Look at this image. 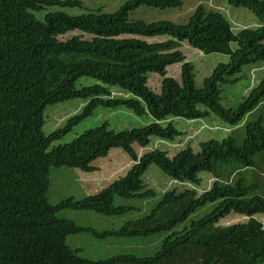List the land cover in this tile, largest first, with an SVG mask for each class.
I'll return each mask as SVG.
<instances>
[{"label":"trees","instance_id":"trees-1","mask_svg":"<svg viewBox=\"0 0 264 264\" xmlns=\"http://www.w3.org/2000/svg\"><path fill=\"white\" fill-rule=\"evenodd\" d=\"M228 3L253 12L259 26L235 32L227 17L203 4L184 24L130 18L143 6L181 8V0H131L113 13L76 16L62 9L80 7L78 0H0V264H264V116L243 123L264 104V79L237 108L220 104L221 85L235 84L242 68L264 69V0ZM74 32L81 35L66 38ZM163 36L168 39L146 40ZM182 42L230 60L197 87L193 66L178 50ZM173 64L181 65L180 81L165 76ZM150 74L161 78L158 94L148 85ZM81 78L95 82L78 88ZM116 88L128 97H115ZM73 99L86 102L83 110L45 134L46 107ZM98 106L127 107L152 119L125 130L102 124L53 145ZM212 115L230 127L245 125L243 143L228 135L200 142L199 151L186 147L172 156L156 147L139 156L135 149V143L148 147L152 138L172 142L183 134L173 118L209 121ZM113 148L135 161L125 175L80 201L49 203L52 167L91 172L96 170L92 162ZM153 164L188 185L162 193L150 210L156 192L143 177ZM201 172L211 173L212 183L199 191ZM207 205L214 206L210 213L178 229ZM67 209L130 219L119 230L97 232L59 218ZM230 216L247 221L222 226ZM84 232L98 239L162 235L161 247L153 257L126 254L92 261L66 242Z\"/></svg>","mask_w":264,"mask_h":264},{"label":"rangeland","instance_id":"rangeland-1","mask_svg":"<svg viewBox=\"0 0 264 264\" xmlns=\"http://www.w3.org/2000/svg\"><path fill=\"white\" fill-rule=\"evenodd\" d=\"M81 3L80 7L63 8L62 10L69 15L86 14L89 11L100 13H113L117 11L123 4L131 0H78ZM183 6L181 8L170 9H154L146 6L138 8L131 13L130 18L133 21H144L146 23L156 22L160 20L171 21L177 24H184L192 15L195 7L203 4L210 10L221 12L227 17L234 28L235 32H239L245 28L259 26V19L250 10L244 8H235L228 3V0H181ZM39 16V14H38ZM44 14L40 16L43 18ZM81 35L80 32H74L66 38ZM85 38H88L85 36ZM167 36L148 38L149 43L162 42L167 40ZM184 55L187 62L193 66L195 86L201 87L203 80L210 77L214 69L220 63H227L228 57L221 54L205 55L200 51L190 47L187 42H182L178 49ZM180 64H173L167 67L166 77L180 81ZM258 66H245L242 68L234 79H237L235 84L221 85L220 104L225 108L235 109L243 101V99L251 91L252 87L259 84L264 79V69ZM95 81L89 78H81L77 82V87L92 85ZM161 78L157 74L149 75V87L155 93H160ZM115 97L128 95L119 93V88L114 91ZM86 104L81 99H73L66 102H59L48 105L44 111L45 124L43 131L45 134H50L52 131L63 127L67 121L75 114L83 110ZM203 109L202 107H200ZM252 114V113H251ZM249 114L245 121L250 122L261 119L264 116V104L260 109L256 110L252 115ZM251 115V116H250ZM207 120H188L185 118H173V125L178 128L181 134L172 142L157 140L152 138V143L148 147L134 144L139 156L151 151L152 148L166 150L169 156L174 155L178 150L190 147L193 151H199V143L210 139H222L228 135H232L237 139L238 143L242 144L246 137L245 125H241L234 130L226 125L216 115ZM250 116V117H249ZM264 118V117H263ZM151 115H138L127 107L106 108L98 106L94 109L91 115L83 118L76 124L70 132L62 139L57 140L53 145L67 143L81 135L83 131L106 124L108 128L114 130H125L134 127H141L151 122ZM264 120V119H263ZM217 121L218 123H216ZM207 123V124H206ZM220 123V124H219ZM264 124V122H263ZM219 125V126H218ZM216 128V129H215ZM221 128V129H217ZM135 164L130 155L121 148H113L107 156L95 159L92 165L96 170L85 172L79 168L68 166H55L51 169L50 187L48 193V201L52 205H58L67 199L80 201L86 196H92L107 187L119 177L125 175L128 170ZM209 172H201L202 183L197 187L199 191L202 187L209 186L212 181H209ZM144 182L149 187H152L156 192L155 198L149 200L148 207L150 210L157 205L161 200L162 193L176 189L181 191L185 189L187 183L180 185L178 181L172 180L156 165H151L144 174ZM139 201H133L134 205ZM117 203H130L125 200H118ZM213 205H207L203 209L192 214L189 219L178 229L183 226H189L190 222L200 219L207 213L213 210ZM204 214V215H203ZM234 215V214H232ZM58 217L74 222L78 227L91 229L97 232L119 230L123 224L130 219V216L123 218L104 217L93 212L63 210L58 214ZM261 217V216H260ZM247 219L230 216L222 220V226H228L235 223L246 222ZM264 223V218L262 220ZM264 225V224H263ZM161 236L152 238H115L107 237L105 239L95 238L90 233H79L71 235L67 238V245L78 250L82 258L92 261L105 260L118 255H135L138 257H153L160 250Z\"/></svg>","mask_w":264,"mask_h":264},{"label":"crops","instance_id":"crops-1","mask_svg":"<svg viewBox=\"0 0 264 264\" xmlns=\"http://www.w3.org/2000/svg\"><path fill=\"white\" fill-rule=\"evenodd\" d=\"M252 115V114H251ZM216 123H218L217 121H215ZM207 124V123H206ZM220 124V123H219ZM219 126V125H218ZM241 125H239V126H233L232 127V129H234V130H236V129H238L239 127H240ZM216 129V128H215ZM217 129H221V128H217Z\"/></svg>","mask_w":264,"mask_h":264}]
</instances>
